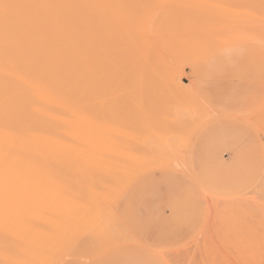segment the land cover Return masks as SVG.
I'll return each instance as SVG.
<instances>
[{"label":"bare ground","instance_id":"obj_1","mask_svg":"<svg viewBox=\"0 0 264 264\" xmlns=\"http://www.w3.org/2000/svg\"><path fill=\"white\" fill-rule=\"evenodd\" d=\"M205 18L201 4L184 7L168 0H0V264L81 263L88 236L106 225L105 209L98 207L105 200L102 187L133 166L129 158L140 148L108 126L97 138L83 137L78 119H111V89L126 91L128 71L150 73L156 43L168 44L170 72L181 59L201 57L206 67V57L216 50L246 47L264 58V26L260 33H232L218 40L210 37ZM181 74L170 85L177 103L170 119L176 122L199 109L190 92L184 94L188 98L183 95L190 84L182 85ZM199 120H191V131L200 127ZM169 133L159 140L173 137ZM141 179L132 176V187ZM63 180L77 188L94 182L98 187H88L102 190H88L85 209L78 211L77 197L68 195L72 200L64 209L58 204L45 211L53 199H63L52 187ZM132 187L117 198L127 207ZM79 212L88 214L76 218ZM35 215L40 220H32ZM30 225L32 242L26 237Z\"/></svg>","mask_w":264,"mask_h":264},{"label":"rangeland","instance_id":"obj_2","mask_svg":"<svg viewBox=\"0 0 264 264\" xmlns=\"http://www.w3.org/2000/svg\"><path fill=\"white\" fill-rule=\"evenodd\" d=\"M168 1L184 7L201 4L202 14L210 26V37L218 40L232 33H246L247 31L258 33L263 29L261 26H264L262 0ZM217 2H220L218 3L220 5H216ZM166 43V40L162 43L163 45L158 42L151 48L152 53L149 54L155 58L150 56L153 62V65L151 62V66L149 65L152 67L149 70L150 73L146 74L144 69L145 75L143 76L128 71L126 78H129V81L126 91L111 89V119H78L79 135L85 137L86 134H91L90 136L93 137L108 126L127 142L140 148L141 150H138L141 153L133 155L130 152L132 156L128 155V158L134 160L133 166L126 169L119 178L116 177L113 180L109 178L112 182L107 180L106 186L103 183L99 185L104 186L105 188H102L108 189L111 193L109 195L107 190L101 192L102 198L103 194L105 195V200L101 202L104 205L100 203L99 206L97 205L101 210L103 209V212L105 209L102 217L106 225L102 231L93 230L91 234L94 237L91 234L88 236L90 241L86 236L87 248L84 250L83 258H80L81 263H76L101 264L105 256L118 253V251L126 258L133 256L137 261H143L144 258L139 256L140 251L144 252L146 249L149 251V247L156 250L162 261L167 264H264V58L259 57L257 53L255 54L259 58L251 53L247 56L246 54L251 51L246 47L216 50L211 52L204 62L211 70H202L206 67L203 66L201 57H199L193 62L181 59L170 72L168 67L170 62L167 56L169 54L168 44ZM244 49L249 51L245 55H240L238 51ZM146 56L143 54V57ZM170 59L173 57L170 56ZM145 64L148 65L147 62ZM228 64L234 66L231 71L225 72L228 70L226 69ZM216 65L225 66V68L221 69ZM140 70L143 68L140 67L139 72ZM144 71H141L142 74ZM179 73H182L178 77L182 80V85L188 87L190 84L189 87L192 88H188L193 89L191 92L183 87V95H189L186 91L190 92L191 102L199 109L191 112L190 115H184L183 119L176 122L170 119L177 104L172 97L170 85L171 80ZM133 75L138 76L137 79H134ZM140 90L144 96L142 100L145 99L143 104H141ZM250 93L262 96L259 101H256L257 104L252 103L250 110L237 109L236 111V109L228 108L227 103L230 105L233 100H236L234 96L248 97ZM186 95L184 96L188 98ZM222 97L226 101L221 100ZM243 104L248 107L246 99L243 100ZM156 111L160 112V117L156 116ZM226 112L233 116L246 117V119L230 117ZM219 114L222 116L216 119ZM193 119H200V127L206 125L197 132L190 143L194 133L190 126ZM221 122L223 124L227 122L228 125L224 124L227 127H223ZM232 124L238 127V131H241L236 137L237 140H230L231 136H225V134L233 135L234 131L228 127ZM167 131L170 132L169 134L172 133L173 137L166 141L159 140L160 135ZM250 134L258 144L257 172L251 180L243 181L239 185L238 177L241 174L239 169L242 164L230 165L233 159L231 158L232 145L242 146L248 143ZM176 137L182 142L172 143ZM64 139L62 143L67 142ZM205 150L215 151L226 164V166L223 164L218 166L223 169L222 172L226 176L217 183L216 187L210 186L205 178L206 171L201 161L203 154L207 152ZM168 162H173L174 167L161 169V167L168 166ZM187 164H189L190 171ZM33 166L36 168L35 165H32V168ZM154 173L170 175L169 188L181 181L171 198L166 187H159L158 184H149L141 188L138 187V182L135 187H132L131 178L135 174H140L143 179ZM62 182L52 187H55L54 192H60H58L59 195L63 196L60 198L63 199L58 201L53 199L52 203L43 207L45 211L57 208L59 205L61 209H64L66 203L74 197H77L76 205L79 204L77 206L79 208L76 207V209L78 211L81 208L85 209L90 201L88 190L94 193L102 190L101 188L95 191V187L98 186L94 182L92 184H95V187L92 186V189L89 188L92 185L90 182L88 184L84 182L78 188L74 183L69 182V184L65 180ZM73 185L80 191L78 194L75 193L77 190ZM131 187L130 196L135 192L136 195L130 205L128 202L127 207V201H119L120 199L117 198L123 191L129 192ZM203 188L208 191H206L208 202H206ZM70 191L74 194L73 196ZM64 193L69 200L63 195ZM54 203L57 204L54 205ZM136 204L145 207L138 208ZM50 206L53 207L50 208ZM106 210L111 214H108ZM79 214H76V218H83L88 212L86 214L79 212ZM98 218L100 217L95 219ZM29 220L31 223V218ZM32 220H40L39 215L33 216ZM27 230L26 237L31 241L32 226L30 225ZM133 251H136L138 255H134ZM87 256L89 257L86 258ZM46 264L51 263L46 262Z\"/></svg>","mask_w":264,"mask_h":264},{"label":"crops","instance_id":"obj_3","mask_svg":"<svg viewBox=\"0 0 264 264\" xmlns=\"http://www.w3.org/2000/svg\"><path fill=\"white\" fill-rule=\"evenodd\" d=\"M248 51L249 50L244 49V50H241L238 52H240V55H245ZM250 53L253 55H256L252 51L247 53L246 55L248 56V54H250ZM216 66L220 67V65H216ZM226 66H227L226 69H228V70H225V72L231 71V69L234 65L228 64ZM220 68L223 69V68H225V66H221ZM207 70H211V68L209 67V68H207ZM263 94H264V89H263ZM239 96H242V95L234 96V98L236 100H233V102L230 105L227 103L228 108L236 109V111H237V109H239V110H247V109L250 110L251 105H253L252 103L255 102V104H257L258 102H256V101H259V98L262 97L261 95L251 94V93L248 95V97H239ZM244 99L247 100L248 107L246 104H243ZM221 100L226 101V99H224L223 97L221 98ZM227 115L230 117L236 118V119H246V117H239L238 115L233 116V115L228 114V113H227ZM221 116H222V114H219V116L216 119L220 118ZM220 124H223V123L221 122ZM224 124L228 125L227 122H224ZM224 124L222 126L227 127ZM205 125L206 124L202 125L197 131H195L193 133V135L190 139V143L192 142V140L195 137V135L197 134V132L200 129H202V127ZM235 126L236 125H234V124H232L231 126H228L230 129H232V131H234V132H232L233 135L225 134V136H231L230 140L231 139L237 140L236 137H237L238 133L241 132V131H238V127H235ZM232 147H233L232 148L233 151L231 153V158H233V159H231V161H230L231 163L229 162L230 165L233 166L234 164H237V163L242 164L241 168L239 169V170H241L240 171L241 174L238 177V184L240 185V184H242L243 181L251 180V178H253L256 175L257 165H258V159H257V157H258V155H257L258 144L255 142L254 137L251 136V134H250V141L248 143H244V145H242V146H238L236 144V145H232ZM205 151H207V152H205V154H203L202 159H201V161L204 164L203 167L206 171L205 172L206 173L205 178H206L208 184H210V186L216 187L217 183L221 182L223 180V178L226 176L222 172L223 169L221 167H218V166L220 164L221 165L223 164L224 166H226V164L224 163V161H222L221 158H219L218 154L215 151H210V150H205ZM187 162H188V159H187ZM168 163H169L168 166L161 167V169L174 167L173 162H168ZM263 165H264V160H263ZM188 167H189V164H187V168ZM188 170L190 171L189 168H188ZM169 172H167V173H169ZM243 179H245V180H243ZM169 180H170V175H165V173H161V174L154 173V174L146 176L141 181H139L138 187L142 188V186H146L149 184H151V185L158 184L159 187H161V186L166 187L168 193L170 194V198H171L172 195L177 190V188L180 186L181 181L179 184L175 183L173 186H171L169 188V184H170ZM203 189L205 191L204 196H205L206 202H208L207 195H206L207 190L205 188H203ZM135 195H136V192H135V194H133L129 197V201H128L129 205L132 201H134ZM136 205L138 208L145 207L144 205L141 206V204H136ZM148 250L149 251H147V249H146L144 252L140 251L139 256L144 258L143 261H137L133 256L126 258L123 253L118 251V253H114V254L105 256L104 257L105 259H103L101 264H167V263L162 261L161 256L158 254V252L156 250H154L153 248H149V247H148ZM135 252L136 251H133V254L138 255Z\"/></svg>","mask_w":264,"mask_h":264}]
</instances>
